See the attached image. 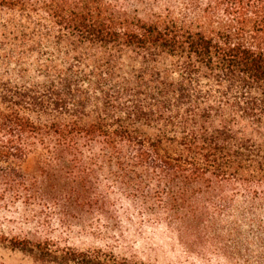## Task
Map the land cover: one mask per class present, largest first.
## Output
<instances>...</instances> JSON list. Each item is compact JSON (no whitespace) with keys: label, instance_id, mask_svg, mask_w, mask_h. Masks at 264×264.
<instances>
[{"label":"trees","instance_id":"16d2710c","mask_svg":"<svg viewBox=\"0 0 264 264\" xmlns=\"http://www.w3.org/2000/svg\"><path fill=\"white\" fill-rule=\"evenodd\" d=\"M11 210L35 228L0 247L34 264H144L109 243L146 223L192 255L247 222L232 252L264 264V0H0V221ZM40 211L105 246L60 248Z\"/></svg>","mask_w":264,"mask_h":264},{"label":"rangeland","instance_id":"374dc122","mask_svg":"<svg viewBox=\"0 0 264 264\" xmlns=\"http://www.w3.org/2000/svg\"><path fill=\"white\" fill-rule=\"evenodd\" d=\"M7 216L6 223L0 221V231L5 234H28L35 228L31 223L30 215L22 210H11ZM256 221L259 224L261 220ZM37 223H40L39 232L42 238L52 240L60 248L84 251L103 248L106 244L105 240L75 228L74 225L77 222L71 218L60 219L51 211H40ZM248 226L250 225L247 222L228 228L226 231L232 229L235 233L231 238L222 235L218 240L209 238L193 242L198 244L199 248L195 249L192 255L187 254L184 245L175 234L160 224H138L115 241L116 243H109V247L115 256L134 258L144 264H260L257 255L247 258L240 250L232 252L234 249L245 247L246 240L241 238H245ZM202 249L206 251V254L200 258L198 256ZM216 249H224V251L217 253ZM0 264L34 263L29 257L1 246Z\"/></svg>","mask_w":264,"mask_h":264}]
</instances>
